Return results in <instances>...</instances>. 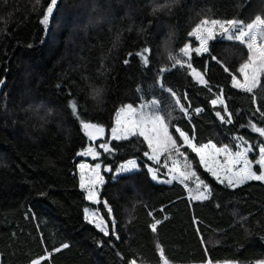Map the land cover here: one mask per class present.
<instances>
[{"label": "trees", "instance_id": "trees-1", "mask_svg": "<svg viewBox=\"0 0 264 264\" xmlns=\"http://www.w3.org/2000/svg\"><path fill=\"white\" fill-rule=\"evenodd\" d=\"M49 5L50 0H0V264H30L49 254L42 264H159L161 251L168 264L264 261V182L225 187L183 149L212 192L208 200L190 201L180 183L151 179L146 167H157L144 157L142 138H108L120 106L155 99L173 136L180 127L198 145L217 146L244 137L254 146L249 154L254 160L263 144L249 122L264 126L256 112L264 111V76L253 94L232 87V76L247 58L243 46L213 39L208 53L192 52L193 66L212 91L197 84L186 65L171 67L169 56L181 57L186 43L194 47L188 33L202 19L264 16V0H58L45 25L41 20ZM144 47L150 49L147 66L136 55ZM165 67L170 70L161 73ZM221 90L233 113L231 124L215 115H225L223 107L210 103ZM73 100L84 122L105 129L95 144L73 115ZM104 142L116 150L96 147ZM88 147L99 153L96 159L77 155ZM129 159L137 160L138 170L115 176ZM81 161L101 165L105 182L98 188V205L88 203L79 188ZM84 208L103 216L110 231L114 219L120 239L104 237L87 223ZM157 219L154 233L150 225ZM64 243L69 247L63 249ZM58 247L62 250L55 252Z\"/></svg>", "mask_w": 264, "mask_h": 264}, {"label": "snow or ice", "instance_id": "snow-or-ice-1", "mask_svg": "<svg viewBox=\"0 0 264 264\" xmlns=\"http://www.w3.org/2000/svg\"><path fill=\"white\" fill-rule=\"evenodd\" d=\"M58 0H50V5L46 9L41 23L47 25L50 17L53 14L54 7ZM217 33L224 35L228 41H236L241 45H245L248 50V56L245 63H243L239 69L240 74L243 76V82L238 80L236 76H232V87L240 89L241 91L249 94L254 93V89L261 86V77L264 76V16L255 15L251 22L244 23L239 19H202L191 32L189 36L195 37L196 41H199L198 47L186 43L181 49V57L169 56L172 60L171 67L180 65L190 70L188 75L192 76L193 79L203 87L212 91L209 87V81L205 78V74L198 71L193 66L191 54L194 51L196 55H203L209 52V41L213 40ZM167 48V44H165ZM150 49L144 47L136 53L139 56L145 66L148 65L149 59L148 54ZM184 58H187L186 60ZM213 60L217 63H221L220 59L216 56H212ZM128 61L126 60L125 63ZM170 70L169 68H161L160 72ZM224 71L228 72L229 69L224 67ZM0 83H3L0 81ZM170 95L175 99L176 105L179 110L189 116L188 109L183 103L177 93L168 88L166 89ZM95 95H99V90H96ZM215 98L211 99L210 103L215 108L216 106H222L225 115H222L220 111H216L215 115L221 120L222 123L231 124L233 122V113L229 110L226 100L221 94L216 95ZM187 99V96L184 97ZM252 102L256 103L255 95L252 97ZM152 106L155 107L159 104L158 100H152ZM71 111L74 116L80 120L82 128L85 131V135L90 141L98 139L105 129L99 123H86L83 118L77 114V102L75 100L71 103ZM200 108L196 109L199 113ZM256 112L260 113V117L264 120V111L261 107L256 108ZM190 119V117H189ZM251 130L258 133L260 137H264V126H257L256 123L249 122ZM175 132L178 133V137L174 138L173 134L169 132V124L162 115H148L141 109H136L132 104H128L126 107L120 109L117 115L116 126L111 128V140L112 141H129L132 137L137 139L142 137V143L146 144V150L143 152L144 157L148 161L153 162L156 165L161 164V157H165L166 160H171V167H168L167 163L163 167L167 168L168 179L161 180L159 182L165 184H171L173 181L178 180L180 183L185 184L192 177L197 178V184L195 192L191 198L194 200H208L211 195V189L207 183L197 177V172L192 170V164L189 160L188 154L181 151V148L189 149L191 153L195 154V157L199 159V166L210 173L218 183L225 185L228 188H238L242 184L249 180L264 182V146H260L258 150V158L255 160L249 158V154L254 150V146L244 137H239V143L236 144L235 151L232 150L228 145L217 146V144L209 142L206 144L198 145L195 142V136H189L180 127L175 128ZM178 140L182 143H178ZM105 152H114L115 146H110L108 142L101 143L99 145ZM78 156H90L96 159L99 153L94 147H88L83 151L77 153ZM182 157L183 159H178ZM223 157V159H221ZM259 166V174L253 170V165ZM140 166L136 159H129L126 164L120 165V173H132L136 171ZM80 188L86 192V199L94 205L101 203L99 193L96 190L98 185H103L105 180L104 176L101 175V165L95 164L94 167L80 163ZM90 169L92 172L91 178H86L85 170ZM104 172H113L114 169L111 167H104ZM147 171L151 174V179L156 181L158 179V169L148 167ZM187 186V185H185ZM201 188L203 190H201ZM103 207L106 209V214L109 218L112 217L113 209L109 203L103 201ZM84 218L87 223L92 224L104 237L114 236L115 239L119 240L120 237L116 231V222L114 219L111 220V231L109 224L103 216H98L97 212L89 208H84ZM161 223V220L157 219L151 223V230L155 233L157 226ZM69 247V244L64 243L63 249ZM61 248H56L54 251L59 252ZM161 259L164 260V264H168V261L164 259V253H160ZM49 255H42L37 259H32L30 264H42V262L48 259ZM132 264H136L133 260ZM206 264H213L211 260H208ZM264 264V261L259 262Z\"/></svg>", "mask_w": 264, "mask_h": 264}, {"label": "rangeland", "instance_id": "rangeland-1", "mask_svg": "<svg viewBox=\"0 0 264 264\" xmlns=\"http://www.w3.org/2000/svg\"><path fill=\"white\" fill-rule=\"evenodd\" d=\"M254 17L255 16H253V15H250V16H248V17H246L245 19V21H243L244 23H248V22H251V20L252 19H254ZM85 21H83L82 20V22L80 21V24H82V23H84ZM64 23H62L61 24V27H62V25H63ZM195 27V26H194ZM193 27V28H194ZM192 31V30H191ZM192 39L194 40V47H198L199 46V41H196V39H195V37H192ZM214 39H223V40H226V38L224 37V35L223 34H221V33H217V35H216V37L214 38ZM233 42H236V41H233ZM238 44H239V42H237ZM241 45V44H240ZM243 46V48L246 50V52H247V56H248V50H247V47L245 46V45H242ZM194 52V51H193ZM246 56V57H247ZM246 60H247V58H246ZM246 60L243 62V63H245L246 62ZM242 63V64H243ZM241 64V65H242ZM241 65L239 66V68H238V76L236 77L238 80H240L241 82H243V76L240 74V72H239V69H240V67H241ZM186 67V66H185ZM189 70V69H188ZM190 71V70H189ZM192 77V76H191ZM192 79H193V77H192ZM194 80V79H193ZM195 81V80H194ZM196 82V81H195ZM197 83V82H196ZM198 84V83H197ZM200 85V84H199ZM237 89V88H236ZM152 100H149L148 102H136V104L134 105V107L136 108V109H141V107L143 106V111L145 112V113H147L148 115H153V114H157V115H159L158 114V112H157V106H155V107H153L152 106ZM127 105H122V106H120L119 108H118V110L116 111V113H115V115H114V118H113V123H112V126H111V128L112 127H115L116 126V119H117V115H118V113L120 112V109L121 108H123V107H126ZM111 128L109 129V131H108V138H109V140H111ZM176 137H178V133H176V132H174V138H176ZM142 138V137H141ZM178 143H182L181 141H179L178 140ZM237 143H239V140H237V139H234V143L232 144V145H228L230 148H232V150L233 151H235V150H237L236 149V144ZM101 144V143H100ZM100 144H98V145H96V147L98 148V149H100L101 151H103V152H105L102 148H100L99 147V145ZM262 144H263V146H264V140H263V137H262ZM219 147V146H218ZM185 150V148H181V151H184ZM258 150H259V148H258ZM186 152L188 151V152H190V150L189 149H186L185 150ZM191 153V152H190ZM192 154H194V153H192ZM195 155V154H194ZM83 157V159H86V158H90V159H93L92 157H90V156H82ZM146 158V157H145ZM197 158V160H198V162H199V159H198V157H196ZM256 158H258V153H257V156H256ZM255 158V159H256ZM147 159V158H146ZM178 159H183L182 157H179ZM221 159H223V157H221ZM254 159V160H255ZM80 163H84V164H87V165H90V164H88L87 162H85V161H81ZM80 163H78L77 164V175H78V181H79V183H78V185H79V188H80V169H79V164ZM127 163V162H126ZM126 163H123V164H126ZM165 163H167V165H168V167H171V160L170 159H168V160H166L165 159V157H161V164L160 165H156V164H154V166H156L157 167V169H158V171H160L161 173H162V175L163 176H160L159 174H157L158 175V179L156 180V181H161V180H165V179H168L169 178V176H168V174H167V168H165V167H163V165L165 164ZM97 164V163H96ZM122 165V164H121ZM90 166H92V167H94L95 166V164H92V165H90ZM202 167V166H201ZM119 168H120V165L118 166V168L116 169V172H115V176H118V175H120V174H122V173H120L119 172ZM203 168V167H202ZM146 169H148V167H146ZM161 169V170H160ZM138 170V169H137ZM253 170L254 171H257V174H259V166L258 165H253ZM205 171V170H204ZM208 173V172H207ZM85 174H86V178H91V176H92V172H91V170L90 169H86L85 170ZM125 174V173H124ZM150 174V173H149ZM209 175H211L210 173H208ZM150 176H151V174H150ZM212 176V175H211ZM214 178V177H213ZM215 179V178H214ZM216 180V179H215ZM217 181V180H216ZM173 182H177V183H180L178 180H176V181H173ZM197 178L196 177H192V178H190L188 181H186L185 182V184H182V183H180L181 185H183L184 186V189H185V191H186V193H187V198H189V200L190 201H201V200H194V199H192L191 197L193 196V195H195L196 194V192H195V189H196V184H197ZM185 185H187V186H185ZM223 185V184H222ZM99 186L100 185H98L97 186V191H98V188H99ZM225 186V185H224ZM81 189V188H80ZM201 190H203L202 188H201ZM83 193H84V196L86 197V192L85 191H83ZM86 199V198H85ZM87 200V199H86ZM87 202L88 203H90V204H92L90 201H88L87 200ZM89 209H91V210H93L92 208H89ZM95 211V210H94ZM84 214V213H83ZM98 215V214H97ZM99 216V215H98ZM85 219V218H84ZM86 221V220H85ZM87 222V221H86ZM91 226H93L92 224H90ZM94 227V226H93ZM95 228V227H94ZM96 229V228H95ZM97 230V229H96ZM159 264H164V260H160V263ZM257 264H259V262L257 263Z\"/></svg>", "mask_w": 264, "mask_h": 264}, {"label": "water", "instance_id": "water-1", "mask_svg": "<svg viewBox=\"0 0 264 264\" xmlns=\"http://www.w3.org/2000/svg\"><path fill=\"white\" fill-rule=\"evenodd\" d=\"M3 83H0V94H1V92H2V88H3V86H4V80L2 79L1 80ZM83 132H84V134H85V131L83 130ZM101 136H102V134H101ZM101 136L98 138V139H96L95 141H90V143H92V144H95L100 138H101Z\"/></svg>", "mask_w": 264, "mask_h": 264}, {"label": "crops", "instance_id": "crops-1", "mask_svg": "<svg viewBox=\"0 0 264 264\" xmlns=\"http://www.w3.org/2000/svg\"><path fill=\"white\" fill-rule=\"evenodd\" d=\"M83 213H84V211H83ZM83 216H84V214H83Z\"/></svg>", "mask_w": 264, "mask_h": 264}]
</instances>
